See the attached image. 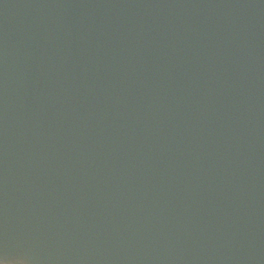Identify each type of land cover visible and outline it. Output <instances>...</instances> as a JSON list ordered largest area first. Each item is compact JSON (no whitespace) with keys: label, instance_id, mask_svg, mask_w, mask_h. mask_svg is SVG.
I'll return each mask as SVG.
<instances>
[{"label":"water","instance_id":"water-1","mask_svg":"<svg viewBox=\"0 0 264 264\" xmlns=\"http://www.w3.org/2000/svg\"><path fill=\"white\" fill-rule=\"evenodd\" d=\"M0 238L264 264V0H0Z\"/></svg>","mask_w":264,"mask_h":264},{"label":"clouds","instance_id":"clouds-1","mask_svg":"<svg viewBox=\"0 0 264 264\" xmlns=\"http://www.w3.org/2000/svg\"><path fill=\"white\" fill-rule=\"evenodd\" d=\"M0 264H28V261L23 257V255H19V256L0 255Z\"/></svg>","mask_w":264,"mask_h":264},{"label":"snow or ice","instance_id":"snow-or-ice-1","mask_svg":"<svg viewBox=\"0 0 264 264\" xmlns=\"http://www.w3.org/2000/svg\"><path fill=\"white\" fill-rule=\"evenodd\" d=\"M4 249V243L2 238H0V250Z\"/></svg>","mask_w":264,"mask_h":264}]
</instances>
